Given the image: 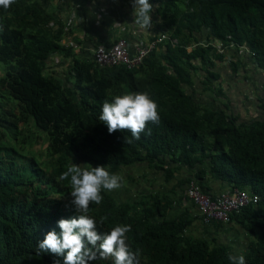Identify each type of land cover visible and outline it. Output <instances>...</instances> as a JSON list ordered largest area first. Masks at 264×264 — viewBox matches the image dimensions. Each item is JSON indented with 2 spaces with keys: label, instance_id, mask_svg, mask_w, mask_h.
<instances>
[{
  "label": "trees",
  "instance_id": "trees-1",
  "mask_svg": "<svg viewBox=\"0 0 264 264\" xmlns=\"http://www.w3.org/2000/svg\"><path fill=\"white\" fill-rule=\"evenodd\" d=\"M149 3L154 6L152 27L144 28L150 30L149 40L163 33L168 38L135 69L101 67L94 52L91 57L77 53L79 46L68 38L83 32L82 40L93 39L94 49L110 47L120 39L133 41L128 27L113 41H103L82 31L86 19L78 24L77 17L63 19L62 5L52 0L0 6V264L62 261L39 251L37 244L48 231L59 233V219L78 215L70 182L60 179L72 163L128 174L130 180L122 177L127 183L139 180L129 171L145 164L166 184L175 181L173 192L182 193L181 198L191 181L212 196L217 195L216 184L227 187L224 192L259 195L258 206L194 233L201 220L198 211H174L168 193L140 192L125 201L119 194L125 184L102 189L101 204L91 203L87 215L102 233L131 225L127 243L139 250L137 264H230L227 257L233 251L218 236L212 238L211 230L235 222L255 233L246 264H264V99L262 116L241 121L229 105L218 110L189 92L198 80L205 93L228 100L215 67L232 47L255 54L252 58L264 70V0ZM230 63L236 73V61ZM130 92H147L158 106L159 124L149 122L139 140L130 130L109 134L99 120L105 100ZM149 180L157 182L158 177ZM91 264H113V259L98 257Z\"/></svg>",
  "mask_w": 264,
  "mask_h": 264
},
{
  "label": "clouds",
  "instance_id": "clouds-1",
  "mask_svg": "<svg viewBox=\"0 0 264 264\" xmlns=\"http://www.w3.org/2000/svg\"><path fill=\"white\" fill-rule=\"evenodd\" d=\"M13 3L14 0H0V6L4 8ZM132 8L134 23L145 29L151 28L150 13L154 10L153 4L149 0H132ZM157 108V103L147 92H130L113 97L111 102L105 100L99 120L106 125L109 134L130 130L132 138L139 140L149 122L159 124ZM148 134H151L150 129ZM128 142L131 143V140ZM60 179L70 182L71 204L78 215L59 219V233L55 230L48 231L38 242V250L62 257V261L56 259L53 264H91L98 257H111L113 264H137L139 250L133 251L127 243L126 233L131 231V225H117L102 233L97 229L96 220L87 215L91 203L101 204V190L113 191L120 188L121 183H126L122 181L123 178L119 174H111L103 165L92 167L72 163L61 174ZM227 258L230 264H246L242 254H229Z\"/></svg>",
  "mask_w": 264,
  "mask_h": 264
},
{
  "label": "crops",
  "instance_id": "crops-1",
  "mask_svg": "<svg viewBox=\"0 0 264 264\" xmlns=\"http://www.w3.org/2000/svg\"><path fill=\"white\" fill-rule=\"evenodd\" d=\"M128 1L129 0H52L54 5H62V17L66 21L71 17H77L74 21L78 24L86 19L87 25L82 31H86L90 37L95 38L98 36L103 41H113L115 36L118 37L121 35L124 27H128L130 34L134 37L133 41L129 43L134 45L140 41H137V38L147 41L151 36L148 34L150 30H145L140 25L134 23L133 8ZM83 8L86 9L85 14L81 11ZM78 11L80 16L78 15ZM107 27H111L108 29L109 31H106ZM84 34L83 32L75 33L72 37L69 36L68 38L76 41L79 46V48L76 49L77 53L85 57H91V54L95 50V46L93 42H91L93 39L91 41L89 39L83 41ZM80 42L82 43L81 45H79ZM225 56L223 62L216 61L215 70L222 75L220 83L224 88L228 100L224 99V97L220 98L216 97L214 94L205 93L204 86H202L198 80H196L195 83V91L189 89V92H194L198 100L218 110L226 109V104L229 105L231 113H233L234 116H239L241 121H249L262 116L263 112L260 107V100L262 101V99H264V70L256 65L252 55L246 49L241 48L236 50L232 47L225 51ZM231 61H236L238 65L236 73H233L232 68H230ZM139 167L140 169H138ZM184 172L185 171L182 172V175H179V178L184 176ZM129 174L130 177L137 175L139 180L136 181L133 178V182L128 181V183H125L127 186L126 189L119 193L122 200H130L131 197L140 192L148 194L150 193L149 191H153V193L160 191L162 193H168L173 197L176 204L174 211L179 212L184 208L190 207L192 211L194 210V212H196V207L194 208L185 194H183L184 198H181L179 195H182V193L180 194L179 192V194H175L173 192L175 181L166 184L165 180L156 172L149 170L147 165L137 166L133 168L132 171H129ZM145 176L147 178H145ZM157 177V182L154 181L152 183V181L149 180H153L154 178L157 179ZM124 179L126 181L130 180L128 174L124 176ZM153 184L154 187L152 186ZM225 189H227V187L216 184L213 192L220 193ZM236 223L238 222L232 223L221 231L212 229L211 237L214 238L218 236V241L220 243L232 250L234 254H242L244 258H246L249 254L250 243L255 238V233L251 234L247 232L241 228V225H236ZM203 226L204 224L201 221H197L195 228H193V232L195 233L198 231L203 233V228H207ZM256 233H260V230L257 229ZM196 235H199V233Z\"/></svg>",
  "mask_w": 264,
  "mask_h": 264
},
{
  "label": "built area",
  "instance_id": "built-area-1",
  "mask_svg": "<svg viewBox=\"0 0 264 264\" xmlns=\"http://www.w3.org/2000/svg\"><path fill=\"white\" fill-rule=\"evenodd\" d=\"M167 38V35L163 33L155 40H140L134 45H131L125 39H120L112 43L110 47L101 45L96 48L93 60L101 67L124 65L129 69H135L140 67L145 59L153 51L157 50ZM70 40L71 43H74L72 39ZM221 46L222 43H220L219 48ZM247 51L250 52L249 50ZM250 54L252 56L255 55L251 52ZM186 195L195 205L199 216L205 224L212 222L228 223L231 220V216L242 213L249 206H258L261 201L259 195L239 189L212 196L204 193L196 181H191L188 184Z\"/></svg>",
  "mask_w": 264,
  "mask_h": 264
},
{
  "label": "rangeland",
  "instance_id": "rangeland-1",
  "mask_svg": "<svg viewBox=\"0 0 264 264\" xmlns=\"http://www.w3.org/2000/svg\"><path fill=\"white\" fill-rule=\"evenodd\" d=\"M74 41V40H73ZM75 43H76V41H74ZM138 169H140V167L138 168ZM121 177H124L125 176V174H119ZM158 185V184H157Z\"/></svg>",
  "mask_w": 264,
  "mask_h": 264
}]
</instances>
